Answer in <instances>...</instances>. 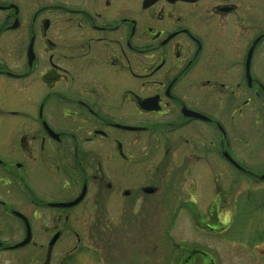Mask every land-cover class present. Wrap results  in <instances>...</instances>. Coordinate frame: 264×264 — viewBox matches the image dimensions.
<instances>
[{
  "label": "flooded vegetation",
  "instance_id": "obj_1",
  "mask_svg": "<svg viewBox=\"0 0 264 264\" xmlns=\"http://www.w3.org/2000/svg\"><path fill=\"white\" fill-rule=\"evenodd\" d=\"M15 1L0 0V255L146 264L162 217H194V178L264 181V0ZM198 253L215 264L196 248L185 263Z\"/></svg>",
  "mask_w": 264,
  "mask_h": 264
},
{
  "label": "rangeland",
  "instance_id": "obj_2",
  "mask_svg": "<svg viewBox=\"0 0 264 264\" xmlns=\"http://www.w3.org/2000/svg\"><path fill=\"white\" fill-rule=\"evenodd\" d=\"M3 1L7 0H1V2ZM21 1L23 5L27 3L34 8L46 0H16L15 2L20 4ZM6 13L0 11V21ZM10 33L0 36V39H4L2 43L6 41V44H4L6 53L14 52L12 44L9 43L12 36V33ZM261 67H264V65ZM257 115L262 123L257 125L253 138L257 143H260L257 147L259 152L257 160L260 158L262 161L264 159V109L258 111ZM246 141L243 138L240 142L241 161L249 166L250 162L254 160L248 157L250 147ZM217 162L220 163L218 159H211L208 165L215 166ZM184 176L179 184L180 189H185L184 181H189L188 178H190L189 175ZM238 176V178H235L228 171L222 174H211L209 171L204 174V178L200 180L199 184L196 183V178H194L195 203L187 208L192 209L190 214L194 213V217L190 218L182 214L180 210L184 209L183 207L179 209V206L177 207L179 211L175 220L170 221L162 217L158 230H155L158 248L153 247L156 253L153 254L150 251L148 257L144 258V262L146 264H188L184 261L185 256L189 249L196 248L209 253L214 258L215 264H264V181H254L246 175ZM184 196L187 195L184 194ZM218 197H220L219 202L216 201ZM206 208H209V213L205 215L204 221L196 222L194 220L195 215L203 214ZM163 213L164 211L161 209V214ZM82 224L84 228H78V230L80 232L85 231L84 234H81L87 235L88 229H90L89 222H83ZM206 224L212 225L217 230L206 232ZM69 238L66 232L65 241ZM83 242L89 243L86 236L83 238ZM71 244L73 242L66 243L65 248ZM27 250L30 252L29 248H21L2 253L0 264H26ZM82 257L84 258L81 259L80 264H91V262L92 264H101L103 262H100L99 259L94 261L91 258L90 260L88 254H84ZM195 259V264H200L199 253ZM76 260L77 258H74L72 263ZM37 261L39 263L41 260L38 258Z\"/></svg>",
  "mask_w": 264,
  "mask_h": 264
},
{
  "label": "water",
  "instance_id": "obj_3",
  "mask_svg": "<svg viewBox=\"0 0 264 264\" xmlns=\"http://www.w3.org/2000/svg\"><path fill=\"white\" fill-rule=\"evenodd\" d=\"M81 198V196H79L77 199H75L74 201H72V202H69V203H65V205H71V204H73V203H75V202H77L79 199ZM25 242V240L24 241H22L20 244H23Z\"/></svg>",
  "mask_w": 264,
  "mask_h": 264
}]
</instances>
